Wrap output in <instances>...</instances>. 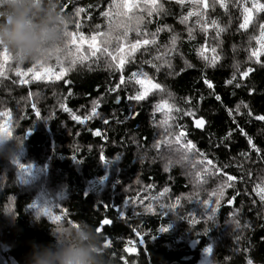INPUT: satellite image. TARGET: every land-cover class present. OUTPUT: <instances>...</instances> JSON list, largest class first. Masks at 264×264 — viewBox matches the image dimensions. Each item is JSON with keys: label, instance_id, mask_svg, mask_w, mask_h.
I'll list each match as a JSON object with an SVG mask.
<instances>
[{"label": "trees", "instance_id": "obj_1", "mask_svg": "<svg viewBox=\"0 0 264 264\" xmlns=\"http://www.w3.org/2000/svg\"><path fill=\"white\" fill-rule=\"evenodd\" d=\"M160 2L167 14L148 17L146 12L137 9L136 15L151 20L141 25L149 38L163 25L170 30L156 33V45L137 52L124 70L126 78L132 72L142 71L165 87L163 93L150 94L144 101L126 99L139 87L134 81H127L118 92L109 91L119 82L120 73L109 69L103 56L99 62L90 58L83 65L78 63L61 80L29 79L31 82L27 85L19 84L14 62L11 70L5 66L7 78L0 77V112L9 114L5 116L11 121L10 137L23 145L19 151L14 139H9L5 145V152L12 150L17 154L16 161L0 155V209L16 213L14 221L0 213V259L4 264H25L33 243L52 241L50 226L54 222L47 215H41L39 223L33 218L36 194L41 190L50 198L59 193L55 212L68 221L84 219L99 227L101 220L109 219L111 224L104 226L100 233L104 242L111 241L107 248L115 264H198L209 246L217 264H248L249 259L252 264H264V205L252 191L257 184L264 187V121L254 119L264 115V67L248 60V50L257 46L256 40L250 37L259 36L264 13L255 14L253 24L241 30L242 15L237 0H229L227 12L216 5L214 11L209 10L206 19L210 24L215 18L226 28L217 41L215 29L210 28L205 34L196 23L197 17H191L184 24L180 22L182 16L196 6L191 3L180 6L175 0ZM60 3L69 5L65 13L71 14L73 21L76 19L74 7L93 5L87 9L91 18L86 13L80 17L86 38L95 30V24H100L101 30L106 28V20L100 12L107 9L110 0H60ZM113 19L120 22V18ZM188 27L193 28L195 39H189ZM69 30H75L74 23ZM172 35L178 36L174 51L169 44ZM129 38H137L135 31ZM140 38H144L143 31ZM201 45L209 49L206 53L209 58L210 49L217 47L221 59L215 67L206 66L197 56ZM83 50L87 52L84 46ZM165 52L169 54L155 59ZM146 60L157 64L160 71L144 63ZM261 60L264 61V56ZM53 62L56 63L55 60L50 63ZM234 65H238L240 71L248 67L254 71L241 80ZM28 67L31 63L22 65L21 69ZM234 73L236 81L226 84ZM204 79L211 81L213 88L209 89ZM65 80L70 83L65 84ZM236 83L241 86L235 87ZM117 94L121 97L119 104L115 102ZM216 95L221 97L220 101L215 99ZM184 98H191V103H185ZM161 99L174 102L182 111L173 112L171 119L165 113H154L153 106ZM93 101L99 103V115L95 117L91 116ZM241 102L249 107L244 108ZM33 104L40 112L39 117L33 111ZM238 104L241 105L239 114L236 112ZM62 105L70 111L65 112ZM229 109L233 110L232 116ZM187 110L195 115H183ZM249 110L251 117L247 115ZM73 115L90 118L80 124L72 119ZM198 118L206 122L203 129L194 126V119ZM165 120L167 123H162ZM237 125L261 149V156L248 146L247 137L240 134ZM96 130L100 131V136L93 135ZM181 130L186 132L182 140H191L196 145L192 152L201 162V165H193L201 172L199 189L193 187L181 164L161 154L163 143L155 147L157 141L173 138L167 131L179 133ZM245 153L246 156L242 155ZM101 155L108 161L103 162ZM208 160L212 161L211 165L207 164ZM22 163L39 167L41 178L34 183L22 181L19 167ZM228 175L237 179L228 182L232 187L223 188V196L216 205L211 194H219ZM132 199L136 200L135 204L130 202ZM204 200L218 209L214 224L203 218L210 214V208L202 205ZM149 204L151 212L145 211ZM172 205L175 208H170ZM121 210L125 213L123 218L119 215ZM189 212L196 215L197 223H189ZM234 221H239V228ZM164 226L167 231L159 232ZM205 228L209 229L207 235L203 234ZM133 229L141 234L143 244L139 243L141 236ZM130 240L132 244L128 243ZM125 246H135L136 252H125Z\"/></svg>", "mask_w": 264, "mask_h": 264}, {"label": "snow or ice", "instance_id": "obj_2", "mask_svg": "<svg viewBox=\"0 0 264 264\" xmlns=\"http://www.w3.org/2000/svg\"><path fill=\"white\" fill-rule=\"evenodd\" d=\"M249 0H244L243 3H239V0H237V3L239 4V8L241 10L242 15V22L239 24V29L241 30H247L250 25L253 24L255 14L257 13H264V2H261V0H251V6H248ZM175 3L184 6L186 3H191L195 7V9H190L186 15L182 16L180 22L182 24L186 23L191 17H197L196 23L200 26L201 31H203L205 34H207L208 30L210 28L215 29L216 31V37L215 39L217 41L220 40V36L223 32L226 31V28L221 26L220 23L213 18L211 23L209 24L207 22V13L211 9L212 11L215 10L216 5L219 6V8L224 9L225 12L229 9V0H212L210 3L209 0H175ZM69 5L63 4L62 10L65 11L68 9ZM93 5L89 4L87 7H74L73 8V15L76 17V19L73 21L75 24V30L70 31L68 30L67 35L69 36L68 40V51L64 56H57L56 58V64L50 65L49 63H43V62H36L32 63L31 67H28L26 70H22L21 66L15 65V75L19 77V84L21 85H27L31 81L29 79H25V77L29 76L31 74V80L32 81H39V80H48V81H58L63 79L68 72L72 71L76 65L79 63L83 65L85 62H87L90 58H95L93 62H99L101 57L103 56L107 61V67L109 69H112L114 71H118L120 73L119 75V82L115 85V87H112L109 89L111 92H118V89L121 88L122 85H125L127 81H134L135 85H138V89L134 91L133 94L127 95L126 99L128 101H134V102H141L146 100L150 94H154L156 92L163 93L165 91V87L155 82L151 77L148 76L145 72H132L127 78L124 74L125 66L126 64L132 62L135 58V54L141 50L147 51L149 46H155L157 43L156 39V33L163 31L165 29H169V26L163 25L161 27H158L156 29V33H152L149 38V33L146 30H143L141 28V25L145 23H150L151 20L145 19L143 15H136L137 9L140 10V12H146L148 17H152L153 15L159 17L161 14H167V10L164 7V4L160 2V0H110V3L106 10L100 12V16L104 17L106 20V28L104 30H101L100 24L94 25V31L91 32V35L86 38L84 32L81 30L83 28V23L81 22V14L86 13L88 18H91V12L87 11V9H91ZM113 17L120 18V22H116ZM133 22L135 23V27H133ZM170 30V29H169ZM135 31L136 33V39H130L129 34L131 32ZM143 31L144 38H140L141 32ZM187 31L189 33V39H195L193 36V28L188 27ZM87 39L88 42V48L87 52L83 50V44L85 43ZM178 39V36L172 35L169 40V44L171 46V50L174 51L176 47V41ZM250 39L256 40V47L250 48L248 60L254 61L255 64L261 65V67H264V61L261 60V57L264 56V22L259 23V36L250 37ZM113 41H115V47L113 48ZM165 48L167 49L168 46L166 45ZM209 51V49L205 45H201L199 49H197V56L200 57L203 61H205L206 66L215 67L216 64L220 61L221 56L217 52V47H212L210 49L212 56L209 58V56L206 54ZM168 52L160 53L158 54L155 59L160 60L162 56L168 55ZM13 62L11 54L6 49H0V77L7 78L5 66L8 65L9 69L11 70V63ZM144 63H149L153 68L156 69V71H160V67L152 63L150 60L144 61ZM164 63L167 64L169 68L172 67L171 63L168 60H164ZM187 63V62H186ZM236 68V72L239 74V77L241 80L248 77L250 73L254 71L252 67H248L243 71H240L238 65H234ZM58 68V72H54V69ZM89 70H91L89 66ZM183 70V69H182ZM237 76L234 73L232 78L226 81V84H233L234 81H236ZM15 83V81H14ZM65 84H69L70 81L65 80ZM204 83L208 86L209 89L213 88V84L208 79H204ZM241 85L239 83L235 84V87H240ZM251 91V90H250ZM172 94L169 92L168 96H171ZM29 96H31V93H29ZM203 97H201L202 99ZM185 103L190 104L191 98H184ZM215 99L217 101L221 100V97L219 95L215 96ZM115 102L119 104L121 102V97L119 94L115 97ZM243 104L244 108H248L249 106L247 104ZM63 110L65 112L70 111L67 107L63 106ZM99 107L98 101H93V106L91 108V116L95 117L98 116L99 113L97 112V108ZM241 105L238 104L236 106V112L239 114ZM33 111H35L36 116H40L39 110L36 108V105H32ZM154 113L156 112H162L165 113L168 119H171V114L173 112L179 113L182 111L180 107H178L174 102H169L168 99H161L158 103H156L153 106ZM229 116H232L233 110H228ZM9 115L6 112H0V116ZM183 115L185 116H194V112L191 110L183 111ZM247 115L249 117L252 116V112L249 110ZM90 117L85 116L83 119L80 116L73 115L72 119L79 122L80 124H83L85 120L89 119ZM257 121H264V115H257L254 117ZM235 123V121H233ZM104 123L107 124L108 120L105 119ZM162 123H167V120L162 121ZM205 120L203 118L194 119V126L198 129H203L205 126ZM169 127H171L169 125ZM180 127V126H177ZM239 128V125H237ZM240 134L247 137V133H245L243 128H239ZM0 135H6L10 136V132H8L3 125H0ZM93 135L100 136L101 133L99 130H96L93 132ZM169 135H172V133H169ZM228 137L231 136V132L227 134ZM182 138H186V132L181 130L178 134L175 135V143L180 146L181 149L185 150V153L192 152L196 150V145L191 141L187 140L186 143L182 142ZM161 143H169L167 140V137H165L164 141H157L155 144V147L159 148ZM247 143L248 146L255 151L257 156H261V149L258 148L254 143L251 137H247ZM203 155V153H201ZM242 155H247L242 154ZM264 158V157H262ZM75 159V157H74ZM100 159L103 162H107L108 160L101 155ZM116 159H119L117 157ZM182 159H187V156L184 155ZM207 164L211 165L212 161L208 160ZM19 167L23 168V165H20ZM227 167V165L225 166ZM219 171V170H218ZM251 172H248L247 175L251 176ZM197 178L199 179L200 173H196ZM237 177L228 175L227 180L224 182V185L220 187L219 194L212 193L211 195H217V199L215 201L216 205H219L220 198L223 196V188L226 187H232L233 185L231 183H228L230 181H235ZM243 180V177H241ZM149 188H151V185H148ZM168 189L165 188L164 192H167ZM252 191L256 193V195L259 197V200L262 205H264V187H262L260 184L255 185L252 188ZM235 198V197H234ZM233 198V199H234ZM131 203L135 204L136 200L132 199L130 201ZM199 202V201H198ZM129 203V201H125V204ZM177 203H179V198H177ZM229 204H232V200L228 201ZM140 204H143V200L140 201ZM203 207L210 208V214L203 217L205 219V222L212 221L213 224L215 222V217L217 213V207H210V201L204 200L202 202ZM104 207H108L107 204H104ZM161 207H164L161 205ZM170 208H175V205L170 206ZM41 211L49 217L51 221L54 223L59 221L62 216L61 215H53L50 209L43 208ZM145 211L151 212L153 211L152 205L149 204L146 206ZM119 215L121 218L125 216V213L123 210L119 212ZM188 216L191 217L189 223L195 224L198 222L196 219V215H194L192 212L188 213ZM71 222V221H70ZM235 226L237 228L240 227L239 221H234ZM111 224V221L109 219H103L100 221L99 227H96V230L98 233L101 232V229ZM247 227V225H245ZM134 232H136V229H133ZM159 232H165L167 231V226L161 227L158 230ZM209 229H204V235H207ZM137 236H141L139 232H136ZM155 237H153L154 239ZM237 240H239V237H236ZM129 244H132L133 242L130 240L128 241ZM140 244L144 243V239L141 236L139 240ZM105 247H109L111 245V241H108L107 239L104 242ZM125 252L128 253H135L136 247H127L124 248ZM206 253H211L212 249L209 246L208 248H205ZM126 264V262H125ZM248 264H252V260H248Z\"/></svg>", "mask_w": 264, "mask_h": 264}, {"label": "clouds", "instance_id": "obj_3", "mask_svg": "<svg viewBox=\"0 0 264 264\" xmlns=\"http://www.w3.org/2000/svg\"><path fill=\"white\" fill-rule=\"evenodd\" d=\"M72 23L60 0H0V49H6L19 66L56 61L68 51L67 32ZM9 139L15 140L17 151L22 148L20 140L0 135V155L15 161L12 150L5 152ZM0 213L13 221L16 218L13 210L0 209ZM41 215L37 208L33 213L37 223ZM50 234V243H33L25 264H115L102 234L87 220L61 218L50 226Z\"/></svg>", "mask_w": 264, "mask_h": 264}, {"label": "rangeland", "instance_id": "obj_4", "mask_svg": "<svg viewBox=\"0 0 264 264\" xmlns=\"http://www.w3.org/2000/svg\"><path fill=\"white\" fill-rule=\"evenodd\" d=\"M83 46L85 48H88L87 39H86L85 43L83 44ZM49 64L55 65L56 63L53 62V63H49ZM54 72H57V68L54 69ZM25 78L31 79V74H29V76H27ZM10 124H11V121H10V118L8 116H0V125H3L4 128L8 132H10V129H11ZM169 133H172L173 138H170V140L167 139L169 141V143H167V144L163 143L164 149L161 152V154L163 156H170L174 162L181 164L184 168L186 175L189 176L190 181L193 183V187L195 189H199L201 186V184H199V183H200V180L202 179V177L200 176L199 179L197 178L196 173H199L200 171H198L197 169L195 170V168H194L195 166H193V165H198V164L201 165V162L196 158V155L193 154V152L185 153V150L181 149L180 146L175 143V135L178 134L176 131H167L168 135H169ZM182 142H185V141L182 140ZM184 155L187 156V159H182V157ZM15 159H18L17 154H15ZM21 165H23V163ZM23 166L24 167L21 168L22 169L21 170L22 181H24L26 183H34L37 179L41 178V169L39 167H37L36 165H33V164H25ZM42 192L43 191L41 190V191H38V193L36 194L37 201H36L35 210L37 208H39V209L47 208V209L51 210L53 215H58L55 212V208L57 207L58 202H59V200L57 198L59 193L57 195H55L53 198H50V197H48L47 194L42 193ZM214 197H215L214 200H216L217 195H214ZM156 204H157V202L154 203L153 205H156ZM206 248H208V247H206ZM0 264H4L1 259H0ZM198 264H217V263L213 259L212 252L206 253L204 250V252L202 254V258Z\"/></svg>", "mask_w": 264, "mask_h": 264}]
</instances>
